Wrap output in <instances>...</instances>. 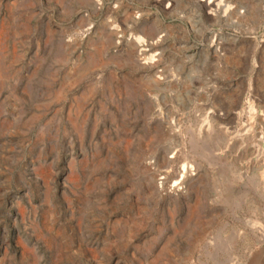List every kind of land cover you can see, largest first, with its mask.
<instances>
[{
  "label": "rangeland",
  "instance_id": "1",
  "mask_svg": "<svg viewBox=\"0 0 264 264\" xmlns=\"http://www.w3.org/2000/svg\"><path fill=\"white\" fill-rule=\"evenodd\" d=\"M0 264H264V0H0Z\"/></svg>",
  "mask_w": 264,
  "mask_h": 264
}]
</instances>
